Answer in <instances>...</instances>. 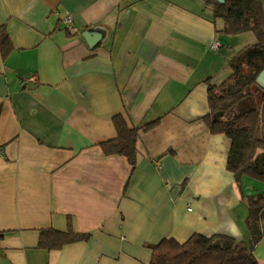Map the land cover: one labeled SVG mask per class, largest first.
I'll use <instances>...</instances> for the list:
<instances>
[{
	"label": "crops",
	"instance_id": "1",
	"mask_svg": "<svg viewBox=\"0 0 264 264\" xmlns=\"http://www.w3.org/2000/svg\"><path fill=\"white\" fill-rule=\"evenodd\" d=\"M0 26L12 44L0 50V264H149L162 239L247 241L243 196L257 189L237 184L230 139L203 116L208 83L253 32L222 31L205 0H0ZM117 114L159 119L133 170L101 148ZM69 223L89 236L38 247L40 229ZM254 255L264 264V236Z\"/></svg>",
	"mask_w": 264,
	"mask_h": 264
},
{
	"label": "trees",
	"instance_id": "2",
	"mask_svg": "<svg viewBox=\"0 0 264 264\" xmlns=\"http://www.w3.org/2000/svg\"><path fill=\"white\" fill-rule=\"evenodd\" d=\"M213 16L224 22L222 31L230 34L251 31L256 37L252 44L240 48L227 67L229 74L219 83H208V112L203 116L212 134H224L230 139L227 169L235 181L251 177L264 185V86L257 82L264 69V12L262 0H205ZM12 49L5 26H0V50L6 56ZM159 119L138 126L129 125L122 115L113 117L115 138L101 143L106 155H122L135 168L137 139L141 131L151 129ZM247 205L245 224L247 241L214 234L193 233L178 244L162 239L149 245V264H259L254 249L264 236V187L260 192L243 196ZM4 232H0V239ZM87 233L75 232L70 223L66 230L51 227L39 230L38 247L58 249L63 245L84 240Z\"/></svg>",
	"mask_w": 264,
	"mask_h": 264
},
{
	"label": "built area",
	"instance_id": "3",
	"mask_svg": "<svg viewBox=\"0 0 264 264\" xmlns=\"http://www.w3.org/2000/svg\"><path fill=\"white\" fill-rule=\"evenodd\" d=\"M62 21L64 23V25L67 27L68 30H74L75 28L72 26V22H73V18L71 16V14H66L63 16ZM219 42L216 40H211L209 41V47L213 50H216L219 47ZM36 76L35 75H30L26 78H24L23 83L24 82H36ZM1 152V151H0Z\"/></svg>",
	"mask_w": 264,
	"mask_h": 264
},
{
	"label": "rangeland",
	"instance_id": "4",
	"mask_svg": "<svg viewBox=\"0 0 264 264\" xmlns=\"http://www.w3.org/2000/svg\"><path fill=\"white\" fill-rule=\"evenodd\" d=\"M249 34H251V40L250 41H248V40H244V42H241L239 45H240V47L242 48L243 46H245V45H249V44H252V43H254L255 41H256V38L254 37V34L253 33H248V35ZM253 34V35H252ZM240 48H238V50H239ZM237 50V51H238ZM251 182L254 184V187L257 189V190H253L254 192L253 193H256L257 191L258 192H260V191H262L263 190V187H264V185H263V183H261V182H259V181H257V180H255V179H253V178H251ZM256 184V185H255ZM248 193V192H247ZM251 193V192H250ZM250 195V194H249ZM240 241H242V240H240Z\"/></svg>",
	"mask_w": 264,
	"mask_h": 264
},
{
	"label": "water",
	"instance_id": "5",
	"mask_svg": "<svg viewBox=\"0 0 264 264\" xmlns=\"http://www.w3.org/2000/svg\"><path fill=\"white\" fill-rule=\"evenodd\" d=\"M220 3H222L224 0H218ZM84 36V38L87 40L88 39V37H87V35H83ZM88 42H90V40L88 39L87 40ZM257 82L260 84V85H262V86H264V69L260 72V74H259V76H258V78H257Z\"/></svg>",
	"mask_w": 264,
	"mask_h": 264
}]
</instances>
